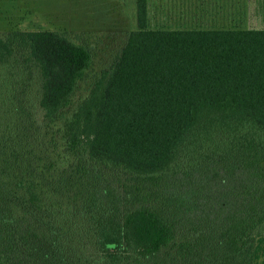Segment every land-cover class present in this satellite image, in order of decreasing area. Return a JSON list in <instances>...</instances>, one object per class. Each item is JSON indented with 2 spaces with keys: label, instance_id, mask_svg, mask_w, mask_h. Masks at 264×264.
Masks as SVG:
<instances>
[{
  "label": "trees",
  "instance_id": "1",
  "mask_svg": "<svg viewBox=\"0 0 264 264\" xmlns=\"http://www.w3.org/2000/svg\"><path fill=\"white\" fill-rule=\"evenodd\" d=\"M149 9L93 75L0 30V264H264V28Z\"/></svg>",
  "mask_w": 264,
  "mask_h": 264
},
{
  "label": "rangeland",
  "instance_id": "2",
  "mask_svg": "<svg viewBox=\"0 0 264 264\" xmlns=\"http://www.w3.org/2000/svg\"><path fill=\"white\" fill-rule=\"evenodd\" d=\"M232 2V5H244V8L238 10L236 19H230V16L217 19L223 24H216V27L237 25L243 28H264V0ZM161 3L164 7L168 5L167 0H149L150 26L175 27L170 25V15L161 17L159 14ZM207 22L204 25L215 26ZM181 25L191 26L183 22ZM137 26V0H0L2 31L48 28L67 31L75 39L86 40L95 56L89 75H93L115 57L125 43L127 33ZM88 81L89 77L82 82L83 91Z\"/></svg>",
  "mask_w": 264,
  "mask_h": 264
},
{
  "label": "crops",
  "instance_id": "3",
  "mask_svg": "<svg viewBox=\"0 0 264 264\" xmlns=\"http://www.w3.org/2000/svg\"><path fill=\"white\" fill-rule=\"evenodd\" d=\"M168 5L160 4L158 11L161 17L172 16L173 14L179 18V22L187 24H223L219 23L217 19L223 17L237 18V13L244 5L233 4L232 0H167ZM166 10V11H165ZM216 10H219L218 12ZM168 12V13H167ZM242 12V11H241ZM240 12V13H241ZM232 15V16H231ZM239 16V15H238ZM223 21V20H222ZM207 26V25H206Z\"/></svg>",
  "mask_w": 264,
  "mask_h": 264
}]
</instances>
